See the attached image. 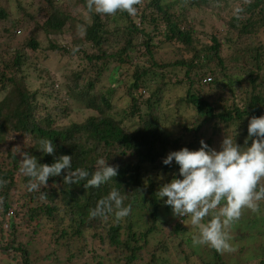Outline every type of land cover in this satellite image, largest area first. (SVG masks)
<instances>
[{
  "label": "trees",
  "instance_id": "1",
  "mask_svg": "<svg viewBox=\"0 0 264 264\" xmlns=\"http://www.w3.org/2000/svg\"><path fill=\"white\" fill-rule=\"evenodd\" d=\"M61 3L0 0V51L6 54L0 60V86L6 94L0 101V180L7 182L0 186V256L35 264L18 234L29 229L38 235L52 227L57 247L70 254L67 264H168L160 253L172 250L186 264H228L223 253L193 245L189 218L171 212L166 215L171 218L162 217L164 209L172 208L158 190L183 178L174 160L163 164L172 151L199 150L201 140L209 149L221 148L225 136L241 147L245 141L251 145L249 121L264 116V0H143L135 16L92 11L89 23L62 10ZM78 3L87 9L85 0ZM236 5L245 9L239 20L233 16ZM47 7L53 11L38 22L31 10ZM195 9L213 12L215 21L192 20ZM217 20H223L222 27ZM79 25L82 47L57 44L66 29L77 31ZM52 54L66 56L74 67L64 81L47 71ZM32 74L44 81L41 87L32 88ZM104 78L131 99L121 114H112L110 89L99 87ZM170 92L178 96L173 106L165 105ZM72 102L92 114L67 121ZM174 109L177 119L169 122L166 114ZM44 138L53 142L54 154L40 150ZM23 153L49 165L61 155L72 156V170L84 169L88 178L103 158L118 174L98 188H86L87 180L64 183L65 169L39 191H29V178L20 172ZM112 190L121 194L125 207L131 205V213L119 221L114 212L92 218L90 210ZM245 224L231 225L230 241L242 240L234 237ZM252 224L258 233L250 238H264V219ZM77 241L81 246L74 252Z\"/></svg>",
  "mask_w": 264,
  "mask_h": 264
},
{
  "label": "clouds",
  "instance_id": "2",
  "mask_svg": "<svg viewBox=\"0 0 264 264\" xmlns=\"http://www.w3.org/2000/svg\"><path fill=\"white\" fill-rule=\"evenodd\" d=\"M143 0H87V9L100 15H115L127 12L137 14V5ZM251 0H245L250 3ZM245 9L236 5L233 16L239 20ZM248 137L252 143L239 146L230 136H225L221 150L209 149L201 140L199 150L184 147L170 152L163 164L171 165L173 160L179 165V175L158 190L159 198L167 197L166 205L171 206L173 215L187 217L196 231L191 239L194 246L207 245L217 252L233 251L230 244L229 229L237 222L245 209L259 212V202L264 200V116H253L248 124ZM254 138V139H253ZM40 150L54 154L55 147L49 139H41ZM68 170L64 183H78L87 180L86 188L100 187L118 174L117 167L109 166L101 158L97 168L89 173L81 168L72 170V156L61 155L51 165L39 164L36 157L22 154L20 172L29 178L28 190L39 191L48 184L50 177L60 176L62 170ZM7 182L0 180V186ZM46 194L41 193V199ZM132 211L131 205L124 206L121 194L112 190L100 199L96 207L90 210L92 218H107L114 212L116 219L122 220ZM210 217V218H209ZM208 218V219H206Z\"/></svg>",
  "mask_w": 264,
  "mask_h": 264
},
{
  "label": "rangeland",
  "instance_id": "3",
  "mask_svg": "<svg viewBox=\"0 0 264 264\" xmlns=\"http://www.w3.org/2000/svg\"><path fill=\"white\" fill-rule=\"evenodd\" d=\"M32 0H23V3L25 4H30ZM40 1V0H39ZM62 3L59 4L62 6V10H65L66 12L72 14L77 20L82 21V22H92V16L90 12L83 6V4H79L78 0H61ZM87 2V0H85ZM172 1V0H169ZM46 6H48V3H45ZM43 5V6H45ZM58 5V3H56ZM53 10L49 7L47 9H32L31 14L35 16L38 22L44 23L49 15L51 14ZM210 12L208 10H197L195 9L191 13V19L193 20L194 18H199V19H207L212 18V15L214 17V13L212 12L210 15L207 13ZM213 22L215 21L214 19H211ZM223 20H217L216 25L219 27H222V22ZM137 23L138 20L136 21ZM77 27V26H75ZM80 29L77 31H74L76 28L71 29H66L65 33L55 39L57 41V44L60 45L61 47L64 48H73L75 46V43H77V48L79 46L82 47V40L84 38V29H81L83 25H79ZM198 28H201L202 25H197ZM81 30V31H80ZM23 45V40L21 41ZM49 45L48 41L46 43V46ZM22 47V46H21ZM23 48V47H22ZM89 50V48L87 47ZM2 50H6V48H2ZM0 60L2 57L5 55L2 54V51H0ZM165 53H163L164 55ZM168 57V56H167ZM172 58V57H171ZM11 57L8 58L7 60L10 61ZM166 59V57L164 58ZM75 61L78 60V58H74ZM68 58L66 56H60L57 54H52L51 60L47 64V71L50 74H56L58 73V77L60 78L61 81H64V76L71 73L73 70V66L69 65L68 63ZM46 78L47 76L44 75ZM31 84L33 89H37L41 87V85L44 83V81L41 80V78L38 77V74H32L31 75ZM49 82H53L54 79L51 78L48 80ZM0 86V101L4 99L6 94L1 90ZM101 89H110L107 92V95L112 98L113 101V110L112 114L116 115L117 113L121 114L124 112L126 109L131 106V99L128 97L127 93H125V89H123L120 92H115L114 89L111 88V83L109 82V79L104 78L102 83L99 86ZM171 95L168 96V99L165 98V105L167 104V101L171 102L172 106L176 102L178 96L183 95V91H180L178 96L176 94H173L170 92ZM144 96L146 98L149 97L148 93H144ZM184 110V109H183ZM92 113L89 111L84 110L80 105H78L75 102H72V112L70 110L69 112V118L67 121H69L71 118H74L76 121H83L86 117L90 116ZM177 113L174 110L167 112L166 114V119H168L169 122L176 120L177 119ZM187 120L190 118L188 115H183ZM183 120V117H182ZM67 123V122H66ZM212 132V130H211ZM221 142L217 143L220 144ZM1 152L4 150V146H0ZM215 150L219 151L221 150L220 146L215 148ZM264 200L259 202V207H262L263 210H259L258 213H254L251 210L245 209L243 211V214L241 218L239 219L240 221H245L246 224L241 227L238 226L234 238H237L238 236L242 237V240H234L230 241V244L232 248L234 249L233 251H225L223 252V256L225 261L228 264H260L261 259H264V238L257 236L254 240L250 238L251 235H255L258 232L253 229V221H261L264 219ZM10 212H14L12 209ZM173 213V210L165 212V209L162 211V217H168L166 216L167 213ZM188 228L192 229L193 232L196 231V229L193 228V226L190 224V220L188 222ZM8 225L4 226L3 233L5 236H8ZM247 228H252L247 229ZM1 229V228H0ZM54 229L52 227L46 228L43 231L39 232L38 235H34L35 233L32 232V230L26 229V230H21L19 232V237L18 240L20 243L24 244L27 246L29 252H31V257L32 260L35 264H67L68 263V257H70V254L67 252V248H58L55 242V238L53 237L54 235ZM249 235V236H247ZM1 235H0V242H1ZM179 244V243H178ZM74 247V252H77V248L81 246V242L77 241ZM58 253V254H57ZM160 256L163 257L164 259L168 260V264H186L185 261L183 260V255L180 256L179 251H168L167 253H160ZM264 261V260H263ZM76 260H74V263ZM149 262V260H148ZM0 264H18L15 261L9 260L7 256H0ZM76 264H81L76 263Z\"/></svg>",
  "mask_w": 264,
  "mask_h": 264
},
{
  "label": "built area",
  "instance_id": "4",
  "mask_svg": "<svg viewBox=\"0 0 264 264\" xmlns=\"http://www.w3.org/2000/svg\"><path fill=\"white\" fill-rule=\"evenodd\" d=\"M12 215H13V212H10V213H9V217L12 216Z\"/></svg>",
  "mask_w": 264,
  "mask_h": 264
}]
</instances>
